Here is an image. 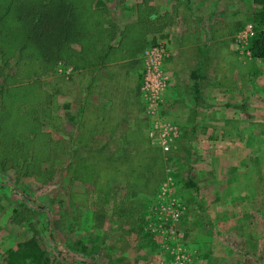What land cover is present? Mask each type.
I'll use <instances>...</instances> for the list:
<instances>
[{
  "label": "rangeland",
  "instance_id": "1",
  "mask_svg": "<svg viewBox=\"0 0 264 264\" xmlns=\"http://www.w3.org/2000/svg\"><path fill=\"white\" fill-rule=\"evenodd\" d=\"M32 1L38 9L27 10L24 0H0V181L7 182L0 190V264L9 248L31 238L57 259L53 264H77L71 249L81 246L94 252L98 264H176L180 247L192 264H264V66L252 60L251 36L243 37L247 27L255 31L251 13L257 4L216 5L231 25L236 52L226 78L233 106H211L217 117L207 108L199 118L188 115L191 108L181 110L167 93L173 72L164 65L170 79L163 115L180 132L174 146L163 150L149 138L145 102L122 132H114L110 110L97 118L102 112L97 98L106 85L133 77L125 72L128 60L120 61L128 47L118 46L104 58L109 42L141 43L144 33L160 32L151 28L160 21L182 16L169 9L180 1L167 7L161 6L167 0ZM122 3L127 6L122 15L131 14L137 32L124 27L121 15L112 17L113 6L125 8ZM158 38L172 56L168 38ZM110 72L111 78L98 77ZM245 92L247 128L238 116L231 123L225 118L226 111L240 108ZM20 114L29 125L9 139L5 118ZM197 123L201 128L192 133ZM230 124L245 130L221 137ZM24 133L34 140L26 144ZM11 145L18 147L17 155L8 151ZM121 153L126 158L119 162ZM132 164L141 166L136 169L142 180L129 175ZM147 171L153 175L149 180ZM25 194L31 200L22 203Z\"/></svg>",
  "mask_w": 264,
  "mask_h": 264
},
{
  "label": "crops",
  "instance_id": "2",
  "mask_svg": "<svg viewBox=\"0 0 264 264\" xmlns=\"http://www.w3.org/2000/svg\"><path fill=\"white\" fill-rule=\"evenodd\" d=\"M176 1H180L178 6H170L169 9L175 11L178 15L182 14V16H176L170 23H165L164 19L159 22L160 25L151 27L159 28L160 32L156 31L153 35L152 32L149 34L148 32L144 33V41L142 40L141 43L133 47L132 45L129 47V44H123L121 46L123 43L121 36H119L121 40L119 38L116 40L117 43L109 42L111 45H107L104 58L107 57L109 53L111 54L113 49L118 46L121 48H123V46L128 47L129 54L124 55L122 53L123 56L120 57V61L126 63V60L123 58L128 60L127 65L125 64V68H127L125 72L133 76L129 79L131 81L124 80L116 85L113 83L109 88L106 85L102 92L99 91L97 103L99 106L102 105V112L97 115V118L100 119L106 116V110H110L108 118L115 123V128L112 129L114 132L123 131V127L126 125V119L129 118L130 115H133V110L135 111L138 104L140 106L139 108H141L140 110H143L144 100L141 96L140 89L144 74L143 51L148 46V42L150 43L154 38L159 39V36L168 38V42L174 50L172 56L165 61V67L168 66L171 72H173V78L167 93L170 96L173 94L175 95L174 98H177V106L181 107V110L182 108L186 110L191 108L188 115L190 116L192 113L194 117L199 118L209 109V111H212V114H214L211 116L215 118L217 117V110L211 108V106H216V104L220 103H223L224 107L230 105V108L233 106L231 97L233 89L226 83V78L231 77V67L234 60L232 54L236 52L232 48L233 41L229 38L232 35L230 23L226 21L221 12L219 14L216 13L217 4H222L223 7H226L232 3V0ZM176 1L167 0L166 3H162L161 6L167 7L168 2L175 3ZM251 1L247 0V3H251ZM236 4L245 5V2L244 0H239ZM122 5L124 4L122 3ZM124 6L125 8L113 6V9H116L112 17L117 20V16L121 15L125 19L123 22L126 21L124 27L129 31L137 32L138 29L140 30L139 24L135 22L136 20H133L134 18H131V14L123 13L122 15L123 9H127V6ZM241 11L244 12V9ZM108 26L110 27V25ZM136 37L137 36L134 35V41ZM149 38L151 39L149 40ZM97 45L98 44L95 45V49ZM93 63L94 62H92L91 65H93ZM258 63H262L261 60H259ZM91 65L88 64L85 66H87V68H92ZM262 65L264 66V61ZM100 76H102V79L112 77L111 72L108 74H101L98 77ZM242 77L241 75L240 79H243ZM245 80H248V78L246 77ZM240 82L242 89L247 90L249 86L245 85L242 81ZM248 97V92L244 94L241 93L240 99L242 100V104ZM241 106L242 105H240V108L234 106L236 112H234L233 109L231 112L226 111L225 118L231 123L233 116H238L241 121L247 123V128L249 125L247 119L249 117V110ZM229 108L227 109L229 110ZM230 126L231 128H226L225 132H221V137H224L223 134L225 133L228 134V136L234 135L233 128L240 130V132L241 130L242 132L245 130L241 124H230ZM211 127L213 128V126ZM200 128L201 124L197 123L196 126L192 128L191 132L196 133ZM262 141L263 140H261L260 145L257 147L263 146Z\"/></svg>",
  "mask_w": 264,
  "mask_h": 264
},
{
  "label": "trees",
  "instance_id": "3",
  "mask_svg": "<svg viewBox=\"0 0 264 264\" xmlns=\"http://www.w3.org/2000/svg\"><path fill=\"white\" fill-rule=\"evenodd\" d=\"M24 1L27 3H30L26 6L27 10L38 9L36 6H34V7L32 6L33 5L32 0H31V2H30V0H24ZM254 2L257 4V6L254 9V11H252L251 16L253 19V23L255 25V31L252 34L251 39H250V50H251L253 62L254 63L256 62L259 65L258 60L264 61V0H254ZM42 5H45V4H42ZM74 8H75V6H73L72 10ZM18 10H22V9H18ZM25 22L28 23L26 20H25ZM151 42H152V44L157 43V40L154 38ZM58 44H59V41L57 40V45ZM49 47L50 46H48V48ZM257 73H259L258 70L255 72V74H257ZM11 105H13L12 101H10V107L12 109L13 107ZM242 106H243V104H242ZM5 119L10 122V123H8L9 128L5 130V131H7L8 135H9V139L11 137V134H14V132L16 130L23 132L22 127L24 125H29V122H28L29 119L27 118L26 114H20V115L13 117V118H5ZM253 127L254 126L250 125V128H253ZM233 133L234 134H240L241 132H240V130L233 128ZM247 133H249L248 135L252 134V132H250L249 130L247 131ZM253 135H256V133L253 132ZM15 136L16 135L14 134V137ZM3 137L5 138V136H3ZM23 140L27 144L28 142H32L34 140V137L31 134L24 133L23 134ZM259 148H261V147H259ZM8 151L12 152L13 154L16 153V155H17V153H19L18 147L15 145H11L8 148ZM108 156H110V155H108ZM158 156L160 157V154ZM116 157H118L117 160L119 162H121V161L125 160L126 154L121 153L119 156H116ZM131 159H134V158H131ZM18 160L19 159L15 160L14 162H16ZM137 167H141V166H138V164H136V165L132 164L131 166H129L130 171H132L131 173H129V175L131 177L135 176L139 180H142L143 174H140L139 170L137 171V169H136ZM3 170H4L3 168H0V172ZM150 170H151V165H150ZM122 171H123V169H122ZM144 174H145L144 177L146 178L145 180H149L150 177L153 176L152 173H150V171H147ZM6 183H7L6 181L5 182L0 181V190L2 188L5 189ZM24 196H25L24 197L25 199L23 200L22 203H27L28 201L31 200V199H29L30 195L27 196V194H25ZM99 198L101 201H103L102 196H99ZM42 207L45 208V205L42 204ZM78 242H81V240H78ZM53 249L56 250V246H54ZM71 250L76 252L79 256L77 264H98L97 258H96V255L94 254V252L87 251L85 246H81V248H78V249L74 248ZM53 260L57 262V259H55V258L52 259V255L47 252V249L42 247L39 240H37L35 238H31V239H28L24 242L19 243L17 247L9 248L7 250V254H6L5 259H4V264H53Z\"/></svg>",
  "mask_w": 264,
  "mask_h": 264
},
{
  "label": "built area",
  "instance_id": "4",
  "mask_svg": "<svg viewBox=\"0 0 264 264\" xmlns=\"http://www.w3.org/2000/svg\"><path fill=\"white\" fill-rule=\"evenodd\" d=\"M243 32V31H242ZM243 37L252 36V27L244 30ZM171 56L167 45L156 43L144 51V74L141 84V95L145 102V112L151 120L148 130L149 138L153 145L163 150H170L179 137V126L163 115L165 103V90L169 84L170 76L165 69V61ZM166 186L162 187L165 194ZM162 210L167 211L171 216L177 218V212L170 213V206L163 205ZM176 264H192V256L181 247L177 252Z\"/></svg>",
  "mask_w": 264,
  "mask_h": 264
}]
</instances>
